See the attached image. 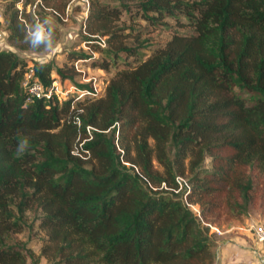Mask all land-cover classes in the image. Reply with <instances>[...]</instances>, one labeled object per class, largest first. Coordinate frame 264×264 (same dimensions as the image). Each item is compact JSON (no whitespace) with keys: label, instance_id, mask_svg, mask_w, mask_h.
<instances>
[{"label":"trees","instance_id":"obj_1","mask_svg":"<svg viewBox=\"0 0 264 264\" xmlns=\"http://www.w3.org/2000/svg\"><path fill=\"white\" fill-rule=\"evenodd\" d=\"M18 2L5 12L9 40L29 51ZM124 16L192 31L171 29L147 55ZM83 35L105 39L91 46L101 59L71 52L72 65L32 67L0 51V264H39L19 237L34 226L49 264H214L218 197L248 213L264 177V0H92ZM90 60L105 72L127 63L104 95L75 68ZM30 69L45 90L94 97L30 102Z\"/></svg>","mask_w":264,"mask_h":264},{"label":"rangeland","instance_id":"obj_2","mask_svg":"<svg viewBox=\"0 0 264 264\" xmlns=\"http://www.w3.org/2000/svg\"><path fill=\"white\" fill-rule=\"evenodd\" d=\"M30 4L24 7L27 0H20L16 3V8L20 10L21 17L28 22H31L35 17L51 16L56 24V36L58 46L55 50L48 54L47 60L44 63L55 61L58 66L72 65L68 61L71 52H86L95 59H101L102 55L96 52L92 44H100L107 48L105 39L95 37L97 41L90 43L85 41L84 33L87 27V18L91 9L92 0H28ZM114 4L120 5L124 0H112ZM13 0H0V51H13L16 52L21 58L26 60L30 66L33 67L35 62L41 63V53L34 51H25L12 44L9 40L8 23L6 22L5 12ZM183 23L186 21L183 19ZM168 28L161 23L149 24L139 17H135L132 21L128 16H124L119 24V27H124L128 31L126 34L135 36L140 32V42L143 48L147 47L146 54L151 55L156 47L164 45L172 37V31L175 29L181 33L191 32V28H176L175 21L167 19ZM172 29V31H170ZM97 38V39H96ZM127 44H134L133 39L130 37L126 41ZM91 44V45H90ZM123 58V57H122ZM124 59V58H123ZM120 61L117 65L110 67L108 72L92 68V60L78 61L74 63L75 68L82 72V82L85 84H92L95 94L98 96L104 95L106 88L110 81L115 77L116 73L124 66H127ZM125 62V61H124ZM132 62V63H130ZM128 64L135 66L133 59L128 61ZM54 91L55 97L59 102L65 100L75 99V101L84 100L87 97H94V94L81 91L69 85H60L58 82ZM213 160L209 159L206 166L208 170L212 168ZM183 192L189 190V181L187 178L180 179ZM258 198L254 201L252 209L248 213L240 214L236 210H231L226 205L225 195L218 197V204L220 210L215 213L217 224L212 225L210 234L213 235L216 245L213 247L215 253L214 264H224L227 249L235 250L236 246L256 250L257 243L253 236L252 226H264V177L260 181ZM191 209L195 214L201 216V207L199 205H191ZM198 208V210H196ZM33 215H28V224L32 225ZM44 233L41 232L37 226H34L33 232L26 229L19 235L20 239L26 243L35 255V261L39 264H49L44 258H41L42 239ZM226 249V250H225ZM29 264H32L31 261Z\"/></svg>","mask_w":264,"mask_h":264},{"label":"clouds","instance_id":"obj_3","mask_svg":"<svg viewBox=\"0 0 264 264\" xmlns=\"http://www.w3.org/2000/svg\"><path fill=\"white\" fill-rule=\"evenodd\" d=\"M23 43L32 51L41 53V63L47 60L49 53L58 46L55 20L51 16L35 17L23 26ZM29 146L27 138L22 139L17 146V152L23 153Z\"/></svg>","mask_w":264,"mask_h":264},{"label":"built area","instance_id":"obj_4","mask_svg":"<svg viewBox=\"0 0 264 264\" xmlns=\"http://www.w3.org/2000/svg\"><path fill=\"white\" fill-rule=\"evenodd\" d=\"M33 78L34 71L33 69H30L29 72L26 74L23 83L29 95L28 101L33 102L37 99L51 98L52 96H55L54 94L57 93V90L55 91V87L57 86H52L51 89L45 90L41 84L37 83L36 81H33ZM56 84L57 82H54V85ZM252 231L254 233L256 243L262 248V253H264V226H253ZM254 253L258 255L257 253H259V250L254 251Z\"/></svg>","mask_w":264,"mask_h":264},{"label":"crops","instance_id":"obj_5","mask_svg":"<svg viewBox=\"0 0 264 264\" xmlns=\"http://www.w3.org/2000/svg\"><path fill=\"white\" fill-rule=\"evenodd\" d=\"M257 249L259 250L258 255L254 253L256 250L252 251L238 246H236L235 250L228 248V253L225 252L224 264H264V253H262V248L258 244Z\"/></svg>","mask_w":264,"mask_h":264}]
</instances>
